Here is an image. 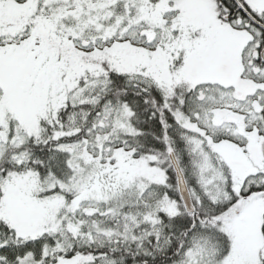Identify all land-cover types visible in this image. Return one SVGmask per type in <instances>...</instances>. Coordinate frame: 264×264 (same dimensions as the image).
<instances>
[{"label":"snow or ice","instance_id":"1","mask_svg":"<svg viewBox=\"0 0 264 264\" xmlns=\"http://www.w3.org/2000/svg\"><path fill=\"white\" fill-rule=\"evenodd\" d=\"M0 264H264V0H0Z\"/></svg>","mask_w":264,"mask_h":264}]
</instances>
